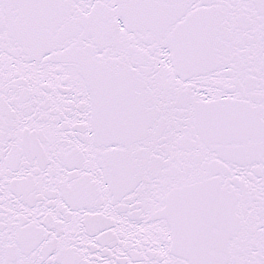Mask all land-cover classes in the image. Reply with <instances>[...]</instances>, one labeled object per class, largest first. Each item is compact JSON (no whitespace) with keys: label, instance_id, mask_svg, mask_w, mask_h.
<instances>
[{"label":"snow or ice","instance_id":"snow-or-ice-1","mask_svg":"<svg viewBox=\"0 0 264 264\" xmlns=\"http://www.w3.org/2000/svg\"><path fill=\"white\" fill-rule=\"evenodd\" d=\"M0 264H264V0H0Z\"/></svg>","mask_w":264,"mask_h":264}]
</instances>
